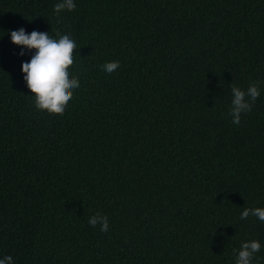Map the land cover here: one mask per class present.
Returning a JSON list of instances; mask_svg holds the SVG:
<instances>
[{
    "label": "trees",
    "instance_id": "trees-1",
    "mask_svg": "<svg viewBox=\"0 0 264 264\" xmlns=\"http://www.w3.org/2000/svg\"><path fill=\"white\" fill-rule=\"evenodd\" d=\"M0 0V255L235 264L264 221V0ZM70 31L79 87L37 108L8 32ZM119 67L105 72L106 61ZM258 81L233 124V85ZM247 99V97H245ZM106 215L108 230L88 218Z\"/></svg>",
    "mask_w": 264,
    "mask_h": 264
},
{
    "label": "clouds",
    "instance_id": "clouds-1",
    "mask_svg": "<svg viewBox=\"0 0 264 264\" xmlns=\"http://www.w3.org/2000/svg\"><path fill=\"white\" fill-rule=\"evenodd\" d=\"M76 4L77 0H57L53 10L59 13L62 8H74ZM8 36L11 43L21 46L19 55H23L25 49L34 50L26 62H21L20 71L27 89L34 93L36 107L63 111L73 90L79 87L78 78L71 74L69 68L74 60L77 44L75 36L67 30L26 32L23 27L9 31ZM101 67L105 72H112L119 67V61H106ZM258 84V81L252 82L247 89L232 86L229 115L233 124L240 122L242 113L251 111L252 102L260 95ZM249 215L264 221V207L243 208L240 212L241 219ZM88 223L92 226L98 224L101 231L108 230L106 215L97 213L90 216ZM260 248L261 243L258 240L242 241L239 249H233L235 264H252V258ZM14 260L12 252L0 255V264H14Z\"/></svg>",
    "mask_w": 264,
    "mask_h": 264
}]
</instances>
